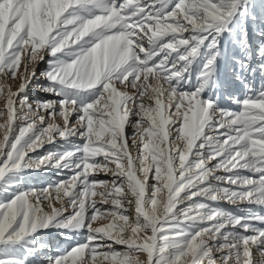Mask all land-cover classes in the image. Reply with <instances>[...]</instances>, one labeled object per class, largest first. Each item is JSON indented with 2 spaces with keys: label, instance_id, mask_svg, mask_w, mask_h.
<instances>
[{
  "label": "snow or ice",
  "instance_id": "obj_1",
  "mask_svg": "<svg viewBox=\"0 0 264 264\" xmlns=\"http://www.w3.org/2000/svg\"><path fill=\"white\" fill-rule=\"evenodd\" d=\"M0 264H264V0H0Z\"/></svg>",
  "mask_w": 264,
  "mask_h": 264
},
{
  "label": "rangeland",
  "instance_id": "obj_2",
  "mask_svg": "<svg viewBox=\"0 0 264 264\" xmlns=\"http://www.w3.org/2000/svg\"><path fill=\"white\" fill-rule=\"evenodd\" d=\"M229 107H231L233 110H237L235 105H230ZM98 178L99 179H107L108 177H105L101 174ZM51 179H56V177L52 176L50 174L48 176H44L43 174H37V179H36L35 183L37 186H40L45 180H51ZM225 207H227V206L225 205ZM94 226H96V225H94ZM117 247H119V246H117Z\"/></svg>",
  "mask_w": 264,
  "mask_h": 264
}]
</instances>
